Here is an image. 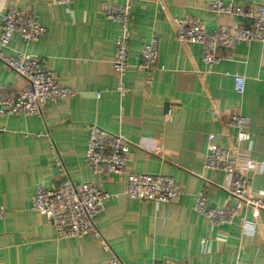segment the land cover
Returning <instances> with one entry per match:
<instances>
[{
	"label": "crops",
	"instance_id": "0c3cea01",
	"mask_svg": "<svg viewBox=\"0 0 264 264\" xmlns=\"http://www.w3.org/2000/svg\"><path fill=\"white\" fill-rule=\"evenodd\" d=\"M126 2L73 0L65 6L0 0V36L2 14L10 7L33 10L47 28L30 44L14 34L5 54L41 58L54 69L60 86L75 93L58 103L48 102L41 117H0V196L5 210L0 264H108L112 255L124 264L168 259L185 264H264V212L246 211L233 225L216 227L195 211L201 191L214 207L231 202L224 189L226 177L204 164L210 134L219 146L235 148L236 132L227 125L233 114L249 121L253 157L264 156V44L221 49L222 60L208 67L201 45L175 39L173 21L197 18L214 32L229 19L210 13L212 0H132L131 68L124 80L130 92L121 97L112 65L119 26L105 17L104 8ZM153 37L159 40L160 69L148 85V75L138 66L143 46ZM234 75L246 77L242 95L235 91ZM2 85L21 91L27 83L0 60ZM92 124L132 142L130 172L173 177L182 192L180 200L159 206L130 200L124 194L123 176L96 175L85 160ZM241 175L249 181L250 195L264 192V173L242 170ZM65 177L119 194L95 220L109 252L91 236L56 238L48 220L32 209L40 184L51 187ZM244 223L255 233L244 230ZM203 238H209V251L202 254Z\"/></svg>",
	"mask_w": 264,
	"mask_h": 264
},
{
	"label": "built area",
	"instance_id": "2783aa9c",
	"mask_svg": "<svg viewBox=\"0 0 264 264\" xmlns=\"http://www.w3.org/2000/svg\"><path fill=\"white\" fill-rule=\"evenodd\" d=\"M48 4L70 5L73 0H43ZM132 0L125 6L108 5L104 15L119 26L115 44V55L112 61L114 72L119 79L117 92L125 97L130 89L125 84V77L131 65L130 22L132 19ZM210 13L219 18L229 19L221 23L214 32H208L203 22L197 18L185 17L175 19V39L183 44H199L203 48V62L212 67L222 57L219 50H232L237 44L259 42L264 44V3L244 5L238 0H212ZM47 28L39 23L33 10L10 7L2 14V31L0 36V60L6 66L26 80V87L16 91L8 86H0V117L22 116L41 117L44 106L48 102L58 103L74 96V91L61 87L56 72L41 58L18 53L7 56L5 49L11 43L14 34H19L26 44L38 41ZM159 40L153 37L141 51V63L138 68L148 75L147 84L152 83V74L159 70ZM235 91L244 94L246 77L234 75ZM100 98L101 94L98 93ZM227 125L236 132L235 148L219 146L215 134L208 136V154L205 168L218 172L226 177L224 189L230 203L223 207H214L204 191L196 199V213L209 220L216 227H227L234 224L236 218L246 211L264 212V192L250 195L249 181L241 175L242 170H250L254 174L264 173V156L253 157L251 147L254 135L249 131V121L240 113L233 114ZM89 136L85 152L87 165L96 175H118L126 179L124 194L134 201H147L156 205L176 203L182 192L175 179L161 174H140L129 171L132 142L120 134H113L92 124L88 128ZM159 150V149H158ZM157 149L155 151H158ZM55 154V153H54ZM119 194L104 191L95 183H77L70 178H63L49 187L40 184L33 197L32 209L44 216L54 227L56 238L72 239L87 236L100 240L105 251L111 247L102 239L95 220L104 212L106 204L118 198ZM5 218V210L1 204L0 221ZM243 229L255 233V228L244 223ZM201 253L209 251V238L201 240ZM108 264H124L112 255ZM158 264H185L176 260H163Z\"/></svg>",
	"mask_w": 264,
	"mask_h": 264
},
{
	"label": "water",
	"instance_id": "95a60500",
	"mask_svg": "<svg viewBox=\"0 0 264 264\" xmlns=\"http://www.w3.org/2000/svg\"><path fill=\"white\" fill-rule=\"evenodd\" d=\"M169 107H170L169 105H166V110H168V109H169ZM169 111H170V109H169Z\"/></svg>",
	"mask_w": 264,
	"mask_h": 264
},
{
	"label": "rangeland",
	"instance_id": "374dc122",
	"mask_svg": "<svg viewBox=\"0 0 264 264\" xmlns=\"http://www.w3.org/2000/svg\"><path fill=\"white\" fill-rule=\"evenodd\" d=\"M49 222V221H48ZM52 226V225H51ZM53 230H54V227L52 226ZM55 232V231H54Z\"/></svg>",
	"mask_w": 264,
	"mask_h": 264
}]
</instances>
